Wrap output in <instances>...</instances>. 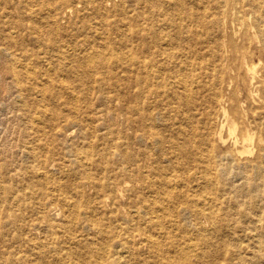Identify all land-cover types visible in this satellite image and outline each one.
<instances>
[{
	"label": "rangeland",
	"instance_id": "rangeland-1",
	"mask_svg": "<svg viewBox=\"0 0 264 264\" xmlns=\"http://www.w3.org/2000/svg\"><path fill=\"white\" fill-rule=\"evenodd\" d=\"M260 1L258 25L253 0H0V264H210L264 239V170L251 190L195 162L230 127L258 153Z\"/></svg>",
	"mask_w": 264,
	"mask_h": 264
},
{
	"label": "bare ground",
	"instance_id": "bare-ground-1",
	"mask_svg": "<svg viewBox=\"0 0 264 264\" xmlns=\"http://www.w3.org/2000/svg\"><path fill=\"white\" fill-rule=\"evenodd\" d=\"M264 4V3H263ZM250 7H252V11L254 13V17H255V24H261L262 22V1L260 0H253V2H251V4H249ZM33 11V9H32ZM37 11V10H36ZM31 12V11H30ZM29 12V13H30ZM43 14V13H42ZM241 24V23H239ZM237 25V24H236ZM243 26V25H242ZM256 28V27H255ZM259 32V31H258ZM258 32L256 31L254 36L256 39H258ZM252 36V35H251ZM249 42H251L250 38H249ZM260 45V49L262 51V53L264 54V37L261 38V40L259 41ZM222 56V55H221ZM251 57V56H250ZM222 58V57H221ZM252 58V57H251ZM226 60V59H225ZM219 61V60H218ZM21 62V61H20ZM28 64V63H27ZM25 65V64H24ZM243 65V64H242ZM21 66V65H20ZM245 66V65H244ZM22 67V66H21ZM49 68V67H47ZM246 73L247 75H249V77L251 78V83L253 84V86H255L256 84L262 83L264 85V79H262L257 71V64L255 63H250V64H246ZM214 75V74H213ZM29 76V75H28ZM30 79V78H29ZM262 79V80H261ZM184 80V79H183ZM38 83V82H37ZM231 83V82H230ZM248 84V83H247ZM246 84V85H247ZM24 85V84H23ZM251 86V85H250ZM249 86V87H250ZM248 87V86H247ZM250 89V88H249ZM36 90V89H35ZM258 90V87L257 89ZM35 92V91H34ZM45 92V91H44ZM44 92H42L44 94ZM223 92V91H222ZM221 92V93H222ZM21 97V96H20ZM74 97V96H73ZM252 97V96H250ZM259 98V97H258ZM19 100V99H18ZM222 101V100H221ZM25 103V102H24ZM226 104V103H225ZM221 107V106H220ZM221 109V108H220ZM220 111V110H219ZM228 112L224 107H222L221 109V113L224 116V118L229 117L228 116ZM230 114V113H229ZM254 114V112H253ZM154 115V114H153ZM37 116V115H36ZM150 116V115H149ZM33 118V117H32ZM244 118V117H243ZM236 120V119H235ZM248 122V121H247ZM220 124V123H219ZM234 124V123H233ZM257 124H260L261 126H259V128L261 130L264 129V115L262 116L261 119H259V123L257 122ZM219 132H221L222 128L224 127V124L222 123V125H219ZM218 127V126H217ZM253 130V129H252ZM256 130V129H255ZM71 131V130H70ZM245 131V130H244ZM219 132H217L216 134H218ZM224 133V132H223ZM230 133L234 135V142H233V151L229 150L228 152L221 154V155H216L213 151L209 154V155H200L199 157H197L196 159V163L201 164L200 162H204L206 164V166L204 167L206 172L205 176H208L207 179H213V178H221L223 176H227L226 174L228 172H234V174L236 176H240L241 179L248 184V188L249 189H255L257 188L258 184L257 181L260 180L261 176H262V172L264 170V136H263V132L260 131V133L258 134V139L257 140V146H258V153L256 154V156L254 157V159L251 160H245L248 161V164L251 163V165L253 164V166L251 167V174H252V178L249 179V175L247 173L246 167L243 164H246L245 161H243V163L241 162V160L239 158L245 157L246 155H252L254 153V150L250 147L251 143L254 141V134L251 132V128L246 130V132H241V136H237L236 133V129L235 127H230ZM145 134V133H144ZM256 134V135H257ZM240 135V134H239ZM55 136V135H54ZM225 136V135H224ZM223 136V137H224ZM227 136V135H226ZM231 136V135H230ZM229 136V137H230ZM159 137V136H158ZM223 137L220 134V138L223 139ZM225 138V137H224ZM156 139V138H155ZM207 140V139H206ZM232 140V139H231ZM224 142V139H223ZM232 142V141H231ZM225 143V142H224ZM53 147V146H52ZM231 148V147H230ZM207 151V150H206ZM169 153V152H168ZM226 160L227 163L232 164L234 163L236 166H229L226 164H222V161ZM240 160V161H239ZM203 164V163H202ZM262 165V166H261ZM203 166V165H202ZM201 166V167H202ZM195 167V166H194ZM243 167H245V170H243ZM235 168V170L233 169ZM202 170V169H201ZM234 170V171H233ZM199 172V171H198ZM41 173V172H39ZM202 173V172H201ZM0 174H1V167H0ZM229 174V173H228ZM232 175V174H231ZM233 176V175H232ZM203 177V176H202ZM176 178V177H174ZM173 178V180H175ZM204 178V177H203ZM206 178V177H205ZM220 180V179H217ZM168 181V180H167ZM177 181V180H176ZM171 182V181H170ZM219 182V181H218ZM217 182V183H218ZM89 183V182H88ZM167 183V182H165ZM169 184V182H168ZM173 184V183H172ZM220 185V184H219ZM166 186V185H165ZM171 186V185H170ZM220 188V187H219ZM217 189V188H216ZM215 189V190H216ZM209 190V189H207ZM206 190V191H207ZM211 190V189H210ZM205 191V189H204ZM214 191V190H213ZM217 191V190H216ZM219 191V190H218ZM208 192V191H207ZM211 194V193H210ZM58 197V195H57ZM210 197V195H209ZM253 197V196H252ZM61 198V197H60ZM203 198V197H202ZM208 198V197H207ZM63 200L66 199L62 198ZM206 199V198H204ZM202 199V200H204ZM209 199V198H208ZM241 199V198H240ZM246 199V198H245ZM59 200V199H58ZM61 200V199H60ZM68 200V199H67ZM66 200V201H67ZM170 201V199H169ZM207 202V200H205ZM64 202V201H63ZM197 202V201H196ZM253 202V201H252ZM59 203V202H58ZM57 203V204H58ZM69 204V203H68ZM68 206V205H67ZM223 207V206H222ZM77 208V207H76ZM160 208V207H159ZM215 208V207H214ZM189 209V208H188ZM203 209V208H202ZM217 211V209H215ZM195 211V210H194ZM208 208L204 209V210H200L195 211V214H205L207 217L212 218V215L216 214H212L210 212H207ZM212 211V210H211ZM220 211V210H219ZM254 211V210H253ZM246 213L245 211L242 212V216L246 217L248 220H250L252 222V225H254V229L248 228L246 230H244L245 236H249V233L253 232V231H258L257 225L262 222L263 218L262 216H257V217H251L252 213ZM152 212V211H151ZM222 212V211H221ZM152 213H155L154 211ZM151 213V214H152ZM180 213V212H179ZM215 213V212H214ZM76 214V213H75ZM9 215V213H8ZM214 217V218H215ZM161 218V217H160ZM79 221V220H78ZM216 221V220H215ZM213 223V222H212ZM25 229V228H22ZM216 229V227H215ZM263 231V230H262ZM248 234V235H247ZM1 235V234H0ZM79 237V236H78ZM29 239V238H28ZM234 239L236 241H234V243L232 242H228L226 243V241L224 242V244L221 245L220 249H216L214 250L215 247H212V251H211V255L216 254L218 255L219 258H222L221 261L214 263L213 261H210V264H264V239L261 240V237H259V234H255L253 237L249 238L248 240H251V243L247 244L246 246H243V242L244 239H240V243H239V236L236 235V238H231ZM220 242V241H219ZM36 244V243H35ZM220 246V245H219ZM194 247V244H190L188 245V249L189 251L191 250V248ZM183 252V251H182ZM207 252H204V256L206 255ZM215 255V256H216ZM23 256V255H22ZM190 258L187 255L183 256L180 258L178 264H192L190 262ZM7 263L12 264V260H6Z\"/></svg>",
	"mask_w": 264,
	"mask_h": 264
}]
</instances>
